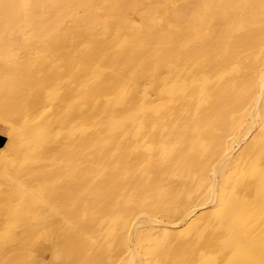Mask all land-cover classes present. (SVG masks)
I'll list each match as a JSON object with an SVG mask.
<instances>
[{
  "label": "bare ground",
  "instance_id": "bare-ground-1",
  "mask_svg": "<svg viewBox=\"0 0 264 264\" xmlns=\"http://www.w3.org/2000/svg\"><path fill=\"white\" fill-rule=\"evenodd\" d=\"M0 264H264V0H0Z\"/></svg>",
  "mask_w": 264,
  "mask_h": 264
},
{
  "label": "rangeland",
  "instance_id": "rangeland-1",
  "mask_svg": "<svg viewBox=\"0 0 264 264\" xmlns=\"http://www.w3.org/2000/svg\"><path fill=\"white\" fill-rule=\"evenodd\" d=\"M9 129L5 128L4 130H0V133L5 137L6 142L8 143L7 148H12V143L10 141Z\"/></svg>",
  "mask_w": 264,
  "mask_h": 264
},
{
  "label": "crops",
  "instance_id": "crops-1",
  "mask_svg": "<svg viewBox=\"0 0 264 264\" xmlns=\"http://www.w3.org/2000/svg\"><path fill=\"white\" fill-rule=\"evenodd\" d=\"M5 137L0 133V147L4 146L5 145Z\"/></svg>",
  "mask_w": 264,
  "mask_h": 264
}]
</instances>
